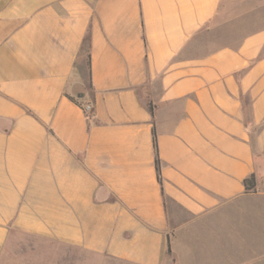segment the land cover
<instances>
[{"label": "crops", "instance_id": "1", "mask_svg": "<svg viewBox=\"0 0 264 264\" xmlns=\"http://www.w3.org/2000/svg\"><path fill=\"white\" fill-rule=\"evenodd\" d=\"M262 214L264 0H0V264H264Z\"/></svg>", "mask_w": 264, "mask_h": 264}, {"label": "trees", "instance_id": "2", "mask_svg": "<svg viewBox=\"0 0 264 264\" xmlns=\"http://www.w3.org/2000/svg\"><path fill=\"white\" fill-rule=\"evenodd\" d=\"M83 51L87 54V57H89V40H88V37H85V39H84V42H83ZM88 65H89V60H88ZM156 170H157V172L159 171L158 170V161L157 160H156ZM248 180L253 181L254 180V176L251 175L249 177V179H245V181H244L245 182V185H246V182ZM159 182H160V178H159ZM168 255H170V249H168Z\"/></svg>", "mask_w": 264, "mask_h": 264}, {"label": "built area", "instance_id": "3", "mask_svg": "<svg viewBox=\"0 0 264 264\" xmlns=\"http://www.w3.org/2000/svg\"><path fill=\"white\" fill-rule=\"evenodd\" d=\"M84 110L87 112V111H89V106H86L85 108H84Z\"/></svg>", "mask_w": 264, "mask_h": 264}, {"label": "rangeland", "instance_id": "4", "mask_svg": "<svg viewBox=\"0 0 264 264\" xmlns=\"http://www.w3.org/2000/svg\"><path fill=\"white\" fill-rule=\"evenodd\" d=\"M262 216H264V214H262Z\"/></svg>", "mask_w": 264, "mask_h": 264}]
</instances>
